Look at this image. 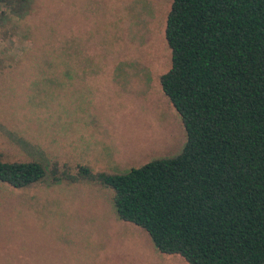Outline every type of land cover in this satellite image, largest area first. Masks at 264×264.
<instances>
[{
    "label": "rangeland",
    "instance_id": "1",
    "mask_svg": "<svg viewBox=\"0 0 264 264\" xmlns=\"http://www.w3.org/2000/svg\"><path fill=\"white\" fill-rule=\"evenodd\" d=\"M171 4L27 0L22 12L0 4V159L125 173L177 155L186 131L160 85L171 66ZM0 264L187 263L121 220L111 189L46 179L0 182Z\"/></svg>",
    "mask_w": 264,
    "mask_h": 264
},
{
    "label": "trees",
    "instance_id": "2",
    "mask_svg": "<svg viewBox=\"0 0 264 264\" xmlns=\"http://www.w3.org/2000/svg\"><path fill=\"white\" fill-rule=\"evenodd\" d=\"M26 2L0 0L16 12ZM165 40L171 66L160 85L186 131L177 155L125 173L0 159V182L97 184L161 253L264 264V0H172Z\"/></svg>",
    "mask_w": 264,
    "mask_h": 264
},
{
    "label": "crops",
    "instance_id": "3",
    "mask_svg": "<svg viewBox=\"0 0 264 264\" xmlns=\"http://www.w3.org/2000/svg\"><path fill=\"white\" fill-rule=\"evenodd\" d=\"M60 63L62 64V67H64V68L82 67V66H80V64H83V62H81V61H69V60L60 61ZM71 64H75V65H71ZM63 73L66 76L73 77L72 75L78 74V71H76V72H73V71H64ZM71 87L72 86L70 84H67L65 88L67 90V89H69Z\"/></svg>",
    "mask_w": 264,
    "mask_h": 264
}]
</instances>
